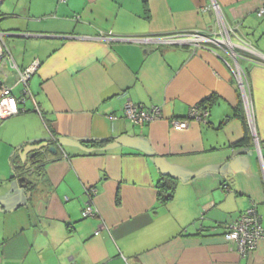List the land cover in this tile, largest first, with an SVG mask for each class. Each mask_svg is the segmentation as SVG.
<instances>
[{"label": "crops", "instance_id": "obj_1", "mask_svg": "<svg viewBox=\"0 0 264 264\" xmlns=\"http://www.w3.org/2000/svg\"><path fill=\"white\" fill-rule=\"evenodd\" d=\"M262 8L264 0H3L0 42L19 68L40 62L25 110L0 125L3 148L19 155L54 139L56 152H46L31 195L12 177L10 156L11 174L0 177V264H264V240L243 256L224 236L252 205L264 228ZM222 21L253 53L239 47L235 58L220 40L195 50L101 38L221 39ZM4 70L14 85L15 72ZM21 91L17 84L14 95ZM210 97L206 122L173 128L172 118ZM128 101L158 105L162 117L135 124L123 115ZM165 175L177 186L162 202ZM90 187L98 214L85 218Z\"/></svg>", "mask_w": 264, "mask_h": 264}, {"label": "built area", "instance_id": "obj_2", "mask_svg": "<svg viewBox=\"0 0 264 264\" xmlns=\"http://www.w3.org/2000/svg\"><path fill=\"white\" fill-rule=\"evenodd\" d=\"M3 0H0V3ZM214 8L217 11L218 6L214 3ZM258 14L264 15V8L260 9ZM221 39L212 37L201 31L194 32H180L175 34H167L161 36H144V37H127L117 36L112 33H105L101 35V38L110 40H129L140 43H157L160 45H180L190 46L197 50L200 47L208 46V43H224L227 48L233 52L235 58H240L237 49L240 47L247 52L253 53L251 45L239 38V42L232 40L231 35L235 32V27L230 25L226 21L220 23ZM2 33L0 32V35ZM220 40V41H219ZM220 44V43H219ZM39 60L33 61L29 66L21 69L17 66L8 46L0 42V119H6L12 116L19 115L22 110L20 103L25 104L28 98H32L33 94L30 87V80L36 73L39 67ZM10 67L15 77L14 85L7 84L8 74L5 72V68ZM17 84L22 85L21 95L19 97L14 95V88ZM244 87V82L241 83ZM247 100V97H246ZM37 111H41L38 105L35 108ZM210 110L200 102L194 105L186 117L184 118H172L170 123L176 130H182L189 126L190 120H196L199 122H206L209 117ZM123 115L128 120L135 124H144L147 122L155 121L162 117V108L158 105L145 106L143 104H137L133 102H126L123 109ZM116 118L117 116L112 115ZM249 118L251 114L249 110ZM252 121V120H250ZM253 126V124H252ZM87 195L90 197L83 209V216L94 217L98 214L97 209L94 207L91 199L97 194L95 187H90L86 190ZM225 238L237 245V248L241 255L245 256L248 252L254 249L260 240H264V228L261 222V216L256 208L252 205L245 212L241 213L235 220L228 224L227 230L224 234Z\"/></svg>", "mask_w": 264, "mask_h": 264}, {"label": "trees", "instance_id": "obj_3", "mask_svg": "<svg viewBox=\"0 0 264 264\" xmlns=\"http://www.w3.org/2000/svg\"><path fill=\"white\" fill-rule=\"evenodd\" d=\"M212 99H213L212 97L207 98V99L201 101V103L204 105V107H207L210 110L211 104L213 101ZM20 107H21V110L23 112L25 110V108L22 106V103H20ZM236 115L238 117H240L243 120V122H245L246 127L248 128L247 116L245 115V112H244L243 108L241 107V105L238 106V108L236 110ZM249 139H250V137H249L248 131H247L246 135L243 138V140L241 141V143H245ZM48 141L50 142L51 146L56 147L54 139H49ZM106 141L107 140H102V141H98L96 143L100 144V143H105ZM44 149H45L44 152L39 153L34 158L28 159L26 164L21 162L20 156L17 154L12 155V157H11V163H12V167H13L12 177L17 178L21 182V185L27 189V191H32L36 187L37 177H39L43 173V167L47 163V160L45 159V155H46V152L49 150V148L46 147ZM29 161H30V165L28 167ZM22 177H25L26 179L21 181ZM176 186H177V180L176 179H174L170 176H166V175L162 176L161 180L159 182V185H158L159 200L162 202H165V201L171 199L174 195ZM228 224L226 225V230H227Z\"/></svg>", "mask_w": 264, "mask_h": 264}, {"label": "water", "instance_id": "obj_4", "mask_svg": "<svg viewBox=\"0 0 264 264\" xmlns=\"http://www.w3.org/2000/svg\"><path fill=\"white\" fill-rule=\"evenodd\" d=\"M49 148L50 151L52 152H56V147L55 146H51L50 142L48 140H44L42 142L39 143H27L23 146H21L18 149V154L20 156L21 162L26 164L28 159L34 158L36 157L39 153L44 152L45 149L44 148ZM25 177L21 178V181L25 180ZM29 195H31V191H29L28 193Z\"/></svg>", "mask_w": 264, "mask_h": 264}, {"label": "rangeland", "instance_id": "obj_5", "mask_svg": "<svg viewBox=\"0 0 264 264\" xmlns=\"http://www.w3.org/2000/svg\"><path fill=\"white\" fill-rule=\"evenodd\" d=\"M8 121H12V118H9L6 120L0 119V125H3ZM4 134H5V136H8V131L5 132ZM11 155H12V153H7V151H5V149L3 148L2 140L0 138V177L5 174L4 172L9 173V175L11 174L10 173L12 171V167L10 165V156ZM29 165H30V161H29L28 167H29Z\"/></svg>", "mask_w": 264, "mask_h": 264}]
</instances>
